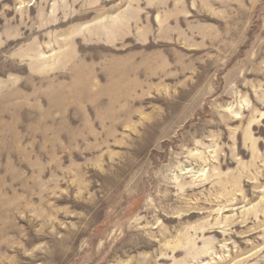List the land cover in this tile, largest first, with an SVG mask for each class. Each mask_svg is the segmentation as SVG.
I'll use <instances>...</instances> for the list:
<instances>
[{
	"label": "rangeland",
	"instance_id": "obj_1",
	"mask_svg": "<svg viewBox=\"0 0 264 264\" xmlns=\"http://www.w3.org/2000/svg\"><path fill=\"white\" fill-rule=\"evenodd\" d=\"M0 264H264V0H0Z\"/></svg>",
	"mask_w": 264,
	"mask_h": 264
},
{
	"label": "bare ground",
	"instance_id": "obj_2",
	"mask_svg": "<svg viewBox=\"0 0 264 264\" xmlns=\"http://www.w3.org/2000/svg\"><path fill=\"white\" fill-rule=\"evenodd\" d=\"M119 15H117V16H115V17H113L111 20H114V19H116L117 17H118ZM109 21V23L108 24H103L102 25V27L104 28V31H106V33L107 32H109L110 34H111V32H112V29H113V25L111 24V22L112 21ZM114 33V32H113ZM108 34V33H107ZM107 36V35H106ZM109 36V35H108ZM112 36V35H111ZM69 37V36H68ZM70 39V38H69ZM64 42V41H63ZM66 46V45H65ZM54 60H55V58H54ZM54 60H52V61H54ZM64 63V62H63ZM129 73V72H128ZM121 87V86H120ZM194 211H191L190 213H189V215L191 216V215H194ZM167 220H171V219H167Z\"/></svg>",
	"mask_w": 264,
	"mask_h": 264
}]
</instances>
